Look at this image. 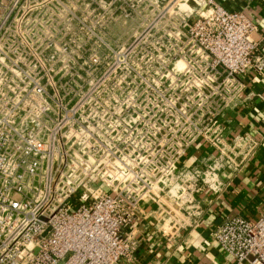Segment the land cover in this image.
I'll return each mask as SVG.
<instances>
[{"label":"built area","instance_id":"2783aa9c","mask_svg":"<svg viewBox=\"0 0 264 264\" xmlns=\"http://www.w3.org/2000/svg\"><path fill=\"white\" fill-rule=\"evenodd\" d=\"M77 1L0 0V264H137L129 228L145 202L177 237L200 218L201 194L223 191V173H239L261 146L231 126L243 78L264 70L246 12L193 0L198 16L173 33L180 43L112 61L94 94L106 101L85 117L50 90L38 43L53 19L76 18ZM199 144L211 153L186 164ZM211 235L231 264H264V213L226 217Z\"/></svg>","mask_w":264,"mask_h":264},{"label":"rangeland","instance_id":"374dc122","mask_svg":"<svg viewBox=\"0 0 264 264\" xmlns=\"http://www.w3.org/2000/svg\"><path fill=\"white\" fill-rule=\"evenodd\" d=\"M197 8L193 0H78L76 18L53 19L38 41L48 45L39 53L43 72L55 77L50 90L60 93L65 109L86 117L96 100L106 101L94 94L106 90L112 61L156 58L159 43H180L173 33L198 16Z\"/></svg>","mask_w":264,"mask_h":264},{"label":"crops","instance_id":"0c3cea01","mask_svg":"<svg viewBox=\"0 0 264 264\" xmlns=\"http://www.w3.org/2000/svg\"><path fill=\"white\" fill-rule=\"evenodd\" d=\"M228 10H242L258 24L260 53L264 55V0H218ZM246 89L239 106L230 113L234 133L251 132L261 140L257 154L237 174L223 173L229 184L219 193L201 194L202 214L177 237L168 239L156 227L150 211L154 205L143 204L144 215L129 229L141 241L137 264H231L211 235L226 217L243 215L257 218L264 213V70L263 74L245 76ZM211 153L206 144L193 147L185 159L199 164Z\"/></svg>","mask_w":264,"mask_h":264}]
</instances>
